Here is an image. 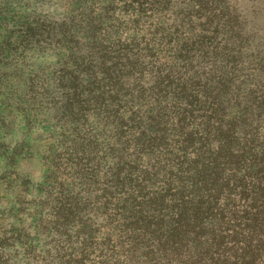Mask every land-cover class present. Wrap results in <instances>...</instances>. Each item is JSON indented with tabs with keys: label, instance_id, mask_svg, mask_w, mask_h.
I'll use <instances>...</instances> for the list:
<instances>
[{
	"label": "trees",
	"instance_id": "obj_1",
	"mask_svg": "<svg viewBox=\"0 0 264 264\" xmlns=\"http://www.w3.org/2000/svg\"><path fill=\"white\" fill-rule=\"evenodd\" d=\"M122 2L123 40L97 37L92 4L71 20L88 30L46 32L72 64L47 91L59 152L40 161L78 171L63 190L22 177L25 215L54 242L35 264H251L264 238V30L230 0ZM17 226L0 227L6 240Z\"/></svg>",
	"mask_w": 264,
	"mask_h": 264
},
{
	"label": "rangeland",
	"instance_id": "obj_2",
	"mask_svg": "<svg viewBox=\"0 0 264 264\" xmlns=\"http://www.w3.org/2000/svg\"><path fill=\"white\" fill-rule=\"evenodd\" d=\"M122 1L124 0H0V227L6 222L10 225L18 224L17 231L23 235L18 241H11L12 238L6 240L5 237L10 233L5 231L7 229L0 230V239L4 242V245L1 244L4 252L0 253V264H35L42 259L43 252L50 251L54 244L48 231H38L39 229L30 225L32 217L25 215L31 212V206L35 204L23 203L28 185L22 183L25 181L22 177L27 175L34 184L48 175L49 182L54 187L61 186L63 190L67 189L68 182L78 171V168L72 166L74 163L69 164L63 159H51L49 163L40 161V157L50 158L53 153L59 152L52 146L55 139L52 135L56 136L59 126L56 123L55 109H47V91L52 89L51 86L58 77L57 70L60 67L71 68L72 64L63 50V43L60 42L63 45L60 49L59 46L55 48L52 45L49 25L63 24L62 29L68 31L71 28L68 32L71 34L80 31L77 21L72 23L71 20L79 14H82L81 19H85L87 13H83L82 7L92 4V15L104 16L95 26V29L101 28L97 37L107 41V35H110L107 31L114 28L120 29L122 33L119 36L110 35V39L117 37L123 40L132 34V16L130 11L123 10ZM230 1L239 15L252 21L254 27L261 32V29L264 30V0ZM189 8L193 9L191 4ZM135 25L147 29L150 21H139ZM85 30L88 29L84 27L81 32ZM73 42L78 44L79 47L76 48L83 51L93 44L83 41L81 34ZM79 64L80 61L77 62ZM78 134V141L85 138L82 130ZM21 183L23 191L18 192L17 186ZM19 204L24 210L17 214L18 208H21ZM110 208H113V204ZM16 220L19 222L15 223ZM105 222L104 217L96 219L99 225L106 224ZM259 240L263 242L254 251L255 256L249 261L251 264H264V238H255V241ZM255 241L251 246L255 245ZM7 242L12 243L5 246ZM6 247L9 249H5ZM57 258L63 260L62 264H67L66 258ZM79 259L75 260V264H92L97 258L91 256L86 262ZM56 263L53 261L52 264Z\"/></svg>",
	"mask_w": 264,
	"mask_h": 264
}]
</instances>
